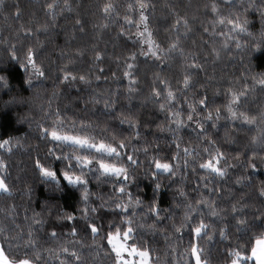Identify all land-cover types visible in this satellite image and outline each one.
Instances as JSON below:
<instances>
[{"label": "trees", "instance_id": "16d2710c", "mask_svg": "<svg viewBox=\"0 0 264 264\" xmlns=\"http://www.w3.org/2000/svg\"><path fill=\"white\" fill-rule=\"evenodd\" d=\"M45 0H4L0 7V38H7L15 34L20 24H30L34 29L39 24L46 23L43 4ZM105 0H70L72 11H65L56 22L54 29L47 33H38L24 43L26 45L41 46L40 61H43L45 69L48 70L46 79H37L29 85L25 83L28 73L20 66L18 61L9 58L8 52L0 46V75H3L8 83L7 87L0 86V139L9 137L20 138L21 145L14 147L9 153L5 149H0V158L7 166L6 174L8 182L14 184L15 195L10 198H0V227L6 229V234L17 236L23 234L27 239L30 228L38 241L41 249L42 260L40 264H60L59 259H52L45 249H56L63 244L69 251L75 247L81 254L83 264H113L108 259L110 246L107 243V232L115 231V226H121L122 217L104 214L102 221L97 219V223H103V231L96 242H93L90 230L85 234V225L90 221L85 219L84 207L81 201V186H72L60 179L59 190H54L49 185L43 183L39 176V171L35 169L37 158L42 162L51 163L56 168L58 174L61 165L53 163L47 157L45 141L39 138L37 123L43 121L45 126H50L54 119L55 112L59 111L61 117L67 124L75 122L79 125L82 121L91 124L92 134L96 136L97 142L105 139L106 142H113L112 136L117 138L132 136V145L136 148H143L145 141L150 145L148 156L143 152L137 153V158L141 162L139 166H134L131 171L134 181L128 184V191L133 196L139 195L143 204V209L136 217V222L143 227L138 229V234L134 233L135 242L146 244L155 251L153 259L157 256L164 264H169L173 257L171 246L178 245L179 251L188 245L190 233L187 229L182 234L173 235L172 227L177 225L183 215V209H177V200L181 199L174 194L178 191L179 181L184 180L182 185L188 199L193 202L200 197V193L193 191L196 187V180L199 179L197 173L195 179L191 175L176 178L161 175L159 182L162 187L157 192L154 188V181L151 174L146 172L149 168V158L157 155L160 158L171 157L176 152L175 143L172 141L168 127L167 112L159 108V102H154L151 96V87L155 86L156 73H160L161 78L169 81L174 96L176 108H182V119L187 118L188 102L198 100L205 95L214 99L211 107L223 105L225 101V90L229 87L241 89L244 84L252 86L251 75L264 73V48L252 51L237 50L235 43L228 42L227 47H223L225 36L221 33H228L231 25L217 23L215 27L211 23L218 17L211 12L209 7L206 11L205 5H210L212 0H149L154 5V11H150L151 25L154 32V39L162 47H167L175 38L176 33L170 31L177 15L186 17L189 20V31L184 34L181 28L180 46L184 53L189 55L187 64L181 56L174 55L167 61L168 67L161 72L160 66L153 64L151 60L145 62L144 57H139L136 61L135 75L137 83L134 85L136 92L129 95V81L123 77L125 70V57L132 51L139 52V45L135 47L132 41L125 36L119 35L121 27L127 28L123 17L126 14V6L135 0H112L116 4L120 13L115 19L119 23L109 22L102 18L97 12V5ZM220 5L221 15H228L232 11L225 0H216ZM15 5H19L21 15L19 20L12 17L15 13ZM242 11V9H241ZM133 19H138V13H129ZM76 18L84 21V31L74 29L73 24ZM247 18L250 21L249 29L254 34H259L262 30L259 14L249 10ZM107 24L108 27H99ZM209 29L205 32L204 29ZM133 39H136V28H131ZM241 43L250 41V37L241 35L238 37ZM15 41H10L14 43ZM219 51V55L213 49ZM79 49L83 55L76 59L74 74L84 75L88 83L77 81L70 85H61L56 79L58 69L67 64L66 57H72ZM96 51H101L102 60L94 62ZM64 54V55H62ZM191 55L197 57L195 63L198 69H190V84L186 91L183 85V75L185 68L191 64ZM119 58V59H118ZM103 68L101 74L99 69ZM113 73H116L113 76ZM100 76L97 80L96 77ZM256 91L249 95L246 105L241 107V111L247 110L250 115H256L261 107H264V91H260V85H256ZM79 89V91H77ZM60 91L58 97L53 96L54 91ZM95 97L110 98L114 103L111 108L106 109L103 102L92 103ZM87 102V103H86ZM121 113H133L140 121V137H135V129L129 128L127 124H121L119 116ZM224 116H227L226 111ZM31 122V126L29 124ZM174 127V125H173ZM249 129H252L251 131ZM256 133L254 126L244 124L242 121L229 122L224 118L219 121V128L212 129L209 125V135L217 140V146L228 155L229 163L234 165L229 169L228 176L223 178L221 186L226 189L219 202V207L230 213L231 205L243 196L248 207L244 211L249 221L258 217L264 211V198L259 197L258 188L264 182V146L251 143V136ZM183 143L181 151L185 147H194L201 142L197 140L196 133L191 127L185 128L182 132ZM64 152H71V148H63ZM124 151L131 152L132 148ZM207 159V156H204ZM127 160V157H124ZM199 161L197 162L198 166ZM255 164V167L249 165ZM250 177V183L237 184V177ZM178 183H172V180ZM90 192V206L95 207L101 203L98 196L108 200L112 194L111 184H98L94 179L89 178L88 184ZM30 188L31 191L27 192ZM154 194L158 200L160 215H168L169 219L163 223L156 224V218H148V205L153 200ZM207 195L205 191L203 193ZM127 197H125V200ZM170 210V211H165ZM131 216V210L128 209ZM34 213H41L34 217ZM62 214H73L75 222L81 228L79 236L70 235V227L73 222L58 219ZM174 214V219L172 218ZM95 216L96 214L90 213ZM215 221V218H211ZM36 222L42 221L39 227ZM109 225H114L111 229ZM154 225L149 230L148 226ZM127 226V225H124ZM223 226L217 223L216 227ZM55 228L58 239L49 238L51 230ZM264 229V222L259 223V227L251 230L237 231L235 220H232L228 228V238L221 239L218 231L213 239L205 237L200 241L205 250L209 264H225V253L230 247L235 248L240 245L249 251L255 241L256 233ZM82 241V243H76ZM99 245V248L97 247ZM6 246V245H5ZM114 256V254H112ZM61 256L60 259H64ZM254 264V261H248Z\"/></svg>", "mask_w": 264, "mask_h": 264}, {"label": "snow or ice", "instance_id": "6c2138e0", "mask_svg": "<svg viewBox=\"0 0 264 264\" xmlns=\"http://www.w3.org/2000/svg\"><path fill=\"white\" fill-rule=\"evenodd\" d=\"M4 4V0H0V7ZM225 4L232 9L228 15H221L220 5L216 0H212L210 5H205V9L210 7L211 12L215 14L218 19L213 20L211 23L213 27L217 23L223 25H231L228 33H221L225 36L223 47L228 46V42L235 43L237 50L246 51L249 54L252 51L264 48V0H225ZM43 11L46 17V23L39 24L34 29L30 24H20L15 34L7 37L0 38V46H3L4 51L8 52L9 58L18 61L20 66L28 73L25 83L32 84L33 77L39 79H46L48 70L45 69L43 61L39 57L42 51V45H26L24 42L32 38L38 33H47L56 26V22L61 14L65 11L71 12L72 5L70 0H45L43 4ZM97 12L103 19L109 22L119 23L115 19L120 15L117 6L112 0H105L102 4H98ZM154 5L149 3V0H135V3L129 2L126 6V14L123 17L124 24L127 28L121 27L119 35L125 36L127 40L132 41L133 46L139 45V52L132 51L129 56L125 57V70L123 77L129 81V95L136 92L134 85L137 83L135 75L136 61L139 57H144L145 62L151 60L153 64L160 67L163 72L167 67V61L172 59L174 55H179L187 64L189 55L184 53L183 48L180 46L182 37L181 28L184 29V34L189 31V20L181 15H177L175 22L172 24L170 31H174L177 35L176 38L168 44L167 47H162L154 39V32L151 30V15L150 11H154ZM242 9V11H241ZM249 10L255 11L259 14L262 30L259 34H254L249 29L250 21L247 18ZM129 13H138V19H133ZM21 10L19 5H15L14 20H19ZM135 26L136 32L133 39L131 28ZM99 27L106 28L107 24H102ZM74 29L84 31V21L81 18H76L73 24ZM205 32L209 29L205 28ZM241 35L250 37V41L241 43L238 38ZM10 41H15L10 43ZM217 55L219 51L213 49ZM64 55V54H62ZM83 53L77 49L72 57L67 58V64L61 66L57 71L56 79L61 85L70 86L74 84L77 79L79 81L88 83L84 75L77 77L74 74L76 59L81 57ZM191 64L185 68L183 75V85L186 91L190 84V69H198L199 65L195 63L197 57L191 55ZM119 59V58H118ZM102 53L96 51L94 62H101ZM99 72L103 74L104 69L100 68ZM116 73H113L115 76ZM97 80L100 79L98 75ZM252 86L249 87L244 84L241 89L229 87L225 90V103L218 105L215 108L211 107L214 99H210L205 91V95L198 100L188 102L187 118L182 119V108L175 107L177 99L170 88L169 81L160 77V73H156V80L151 87L150 98L154 102H159V108L167 112L168 127L167 131L171 133L172 141L175 143L176 152L171 157L160 158L157 155H152L149 158V168L146 174L150 173L154 181V188L158 192L162 185L159 182L161 175H167L171 178L178 176L186 177L189 175V168L191 167V175L195 179L197 173L199 179L196 180V187L193 191L199 192L200 197L194 202L188 199L185 192L184 180L179 181L178 191L174 194L181 199L177 200L176 208L183 209V215L177 225L175 222L172 227L174 229L173 235L182 234L185 229L190 233V240L188 245L183 247V251H179L178 245L171 246V255L173 257L169 264H209L206 253L200 244V241L207 237L209 240L213 239L215 233L218 231L221 239L228 238V228L232 220H235L237 231L251 230L259 227L260 222H264V211H261L258 217L249 221L243 216L244 211L248 205L245 198L242 196L240 200L235 201L231 205L230 213L226 212L224 208L219 207L220 199L226 191L221 184L223 178L228 176L229 169L234 165L229 163L228 155L217 146V140L209 135V125L212 129L219 128V121L221 118L229 122L242 121L244 124L254 126L256 133L251 136V143L264 146V107H261L256 115H250L247 110L241 111V107L246 105L249 95L256 91V85H260V91H264V73L251 75ZM0 86L7 87L8 83L3 75H0ZM79 91V89L77 90ZM60 91H54L53 96L58 97ZM92 103L99 104L103 102L106 109L111 108L113 101L108 98L95 97ZM87 103V102H86ZM226 111L227 116H224ZM54 119L50 126H45L44 122H38L36 127L39 133V138L45 141L46 145H51L47 148V157L53 163L61 165L59 174L56 168L51 163L46 164L37 158L35 161V169L39 171L41 181L54 190H59L60 179L72 186H81L80 198L84 207L85 219L90 222L85 225V234L90 230L93 242L95 243L97 237L101 236L103 231V223L98 224L97 219L103 218L104 214H112L122 217L121 226H115V231L109 230L106 238L110 246L108 259L113 261V264H164L160 257L153 259L155 251L146 244H138L135 242L134 233L138 234V229L142 228L136 222V217L143 211L140 206L143 200L139 195L133 196L128 191V184L134 181V176L131 169L134 166H139L140 161L137 158V153L143 152L148 156L150 145L145 141V146L136 148L132 145V136L117 138L112 136L113 142H106L105 139L97 138L92 134V125L84 123L83 121L77 125L72 122L70 125L65 122L61 117L59 111L55 112ZM121 124H127L129 128L135 129V137L138 139L141 135L139 132L140 121L133 113H121L119 116ZM31 126V122H29ZM174 125V127H173ZM191 127L196 133V138L201 142L200 146L185 147L181 151L180 145L183 143L182 132L185 128ZM250 131L252 129H249ZM22 146L20 138L9 137L0 139V149H5L9 153L14 147ZM71 148V152L62 151L63 148ZM132 148L131 152L124 151ZM127 160H124V157ZM207 156V159H204ZM198 166H197V162ZM254 168L255 164L249 165ZM5 161L0 158V198H10L16 193L14 191V184L8 182L6 174ZM89 178L94 179L98 184H111L112 194L108 200L98 196L97 199L101 200L98 206H90V197L93 195L90 192L88 184ZM250 177L240 176L237 177V184L250 183ZM172 183H178L173 179ZM31 189L28 188L27 192ZM207 195H204V192ZM259 197L264 198V182L258 188ZM125 197L127 199L125 200ZM140 209V212L137 209ZM128 209L131 210V216L128 215ZM161 209L158 200L154 194L153 200L148 205V212L145 214L148 218H156V224L163 223L169 219L168 215L161 216ZM170 211V210H165ZM96 214L95 216L90 215ZM41 213H34L33 216H40ZM174 219V214L173 217ZM211 218H215L213 221ZM61 220L72 221L69 225L70 235L75 237L79 236L81 228L75 222L73 214H62L58 217ZM37 227L42 224V221L36 222ZM223 226L216 227V224ZM127 225V226H124ZM114 225H109L111 229ZM149 230L154 228V225L148 226ZM256 238L251 246L250 253L245 248L237 245L235 248L230 247L225 253V264H248V261H255V264H264V229H261L255 234ZM49 238L58 239V233L53 228L49 234ZM82 243V241H76ZM6 245V246H5ZM99 248V245H97ZM49 252L52 259H59L60 264H83L80 252L73 247L69 251L68 247L63 244L58 245L56 249H45ZM114 254V256L112 255ZM64 256V259H60ZM42 260L41 249L38 241L36 240L30 228L27 233V239L23 234L17 236H10L6 234V229L0 227V264H40ZM47 264V261H45Z\"/></svg>", "mask_w": 264, "mask_h": 264}, {"label": "rangeland", "instance_id": "374dc122", "mask_svg": "<svg viewBox=\"0 0 264 264\" xmlns=\"http://www.w3.org/2000/svg\"><path fill=\"white\" fill-rule=\"evenodd\" d=\"M38 78H36V77H33V79H32V81H36Z\"/></svg>", "mask_w": 264, "mask_h": 264}, {"label": "crops", "instance_id": "0c3cea01", "mask_svg": "<svg viewBox=\"0 0 264 264\" xmlns=\"http://www.w3.org/2000/svg\"><path fill=\"white\" fill-rule=\"evenodd\" d=\"M254 261V260H253ZM254 264H255V261H254Z\"/></svg>", "mask_w": 264, "mask_h": 264}]
</instances>
